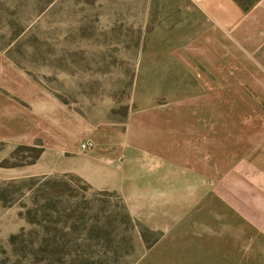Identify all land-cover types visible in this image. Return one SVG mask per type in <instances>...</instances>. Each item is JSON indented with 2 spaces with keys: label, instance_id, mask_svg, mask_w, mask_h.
<instances>
[{
  "label": "rangeland",
  "instance_id": "374dc122",
  "mask_svg": "<svg viewBox=\"0 0 264 264\" xmlns=\"http://www.w3.org/2000/svg\"><path fill=\"white\" fill-rule=\"evenodd\" d=\"M220 1L0 0V264H264L257 169L174 227L169 202L136 218L70 172L83 143L214 95Z\"/></svg>",
  "mask_w": 264,
  "mask_h": 264
},
{
  "label": "crops",
  "instance_id": "0c3cea01",
  "mask_svg": "<svg viewBox=\"0 0 264 264\" xmlns=\"http://www.w3.org/2000/svg\"><path fill=\"white\" fill-rule=\"evenodd\" d=\"M215 31L214 97L138 116L147 129L106 132L89 154L75 152L70 172L117 194L133 217L169 202L159 221L174 227L177 209L181 220L239 170L264 174V0L247 10L220 1Z\"/></svg>",
  "mask_w": 264,
  "mask_h": 264
},
{
  "label": "built area",
  "instance_id": "2783aa9c",
  "mask_svg": "<svg viewBox=\"0 0 264 264\" xmlns=\"http://www.w3.org/2000/svg\"><path fill=\"white\" fill-rule=\"evenodd\" d=\"M83 152H89L94 148V144L91 141H87L80 146Z\"/></svg>",
  "mask_w": 264,
  "mask_h": 264
},
{
  "label": "trees",
  "instance_id": "16d2710c",
  "mask_svg": "<svg viewBox=\"0 0 264 264\" xmlns=\"http://www.w3.org/2000/svg\"><path fill=\"white\" fill-rule=\"evenodd\" d=\"M41 153H42V151H40V153L38 154V157L37 158H39V156H40Z\"/></svg>",
  "mask_w": 264,
  "mask_h": 264
}]
</instances>
